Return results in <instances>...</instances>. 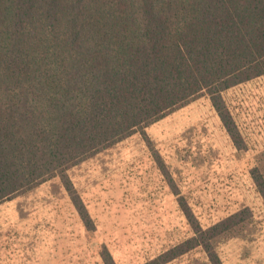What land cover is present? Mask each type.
Here are the masks:
<instances>
[{"label":"trees","instance_id":"16d2710c","mask_svg":"<svg viewBox=\"0 0 264 264\" xmlns=\"http://www.w3.org/2000/svg\"><path fill=\"white\" fill-rule=\"evenodd\" d=\"M261 78L264 0H0V204L58 180L81 212L72 168L135 134L150 142V125L201 98L248 152L230 94ZM249 177L264 205V149ZM178 199L193 236L144 264L197 247L223 264L212 241L237 237L250 208L202 229Z\"/></svg>","mask_w":264,"mask_h":264},{"label":"rangeland","instance_id":"374dc122","mask_svg":"<svg viewBox=\"0 0 264 264\" xmlns=\"http://www.w3.org/2000/svg\"><path fill=\"white\" fill-rule=\"evenodd\" d=\"M244 87L230 102L250 151H236L198 99L150 125V142L135 134L72 168L81 212L58 180L1 203L0 264H104L105 252L115 264H144L193 236L178 198L202 229L250 208L237 237L212 244L223 264H264V205L249 177L264 149V78ZM208 259L197 247L167 264Z\"/></svg>","mask_w":264,"mask_h":264}]
</instances>
